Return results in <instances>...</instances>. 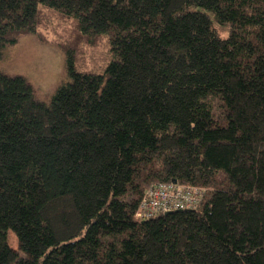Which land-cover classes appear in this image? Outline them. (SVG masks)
I'll return each instance as SVG.
<instances>
[{
    "label": "trees",
    "instance_id": "obj_1",
    "mask_svg": "<svg viewBox=\"0 0 264 264\" xmlns=\"http://www.w3.org/2000/svg\"><path fill=\"white\" fill-rule=\"evenodd\" d=\"M29 33L67 77L0 68V264H264V0H0V60Z\"/></svg>",
    "mask_w": 264,
    "mask_h": 264
},
{
    "label": "rangeland",
    "instance_id": "obj_2",
    "mask_svg": "<svg viewBox=\"0 0 264 264\" xmlns=\"http://www.w3.org/2000/svg\"><path fill=\"white\" fill-rule=\"evenodd\" d=\"M217 27L222 36L229 35V26L217 24ZM46 34L53 36L51 31H46ZM105 42L106 38L101 39L100 45L88 49L91 52V58L88 57L90 68L102 64ZM0 68L11 73L26 75L35 85L38 94L45 100L50 99L55 89L67 77L63 52L55 45L40 41L34 33L22 36L14 47L7 50L5 58L0 60ZM9 242L17 248V237L12 230L9 231Z\"/></svg>",
    "mask_w": 264,
    "mask_h": 264
},
{
    "label": "built area",
    "instance_id": "obj_3",
    "mask_svg": "<svg viewBox=\"0 0 264 264\" xmlns=\"http://www.w3.org/2000/svg\"><path fill=\"white\" fill-rule=\"evenodd\" d=\"M203 189L176 181L156 183L142 198L136 215L145 218L159 212L194 208L203 197Z\"/></svg>",
    "mask_w": 264,
    "mask_h": 264
},
{
    "label": "bare ground",
    "instance_id": "obj_4",
    "mask_svg": "<svg viewBox=\"0 0 264 264\" xmlns=\"http://www.w3.org/2000/svg\"><path fill=\"white\" fill-rule=\"evenodd\" d=\"M206 193V192H205ZM206 196V195H205Z\"/></svg>",
    "mask_w": 264,
    "mask_h": 264
},
{
    "label": "water",
    "instance_id": "obj_5",
    "mask_svg": "<svg viewBox=\"0 0 264 264\" xmlns=\"http://www.w3.org/2000/svg\"><path fill=\"white\" fill-rule=\"evenodd\" d=\"M174 181H176V180H174Z\"/></svg>",
    "mask_w": 264,
    "mask_h": 264
}]
</instances>
